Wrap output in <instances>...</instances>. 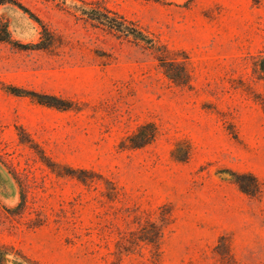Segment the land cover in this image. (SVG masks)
Here are the masks:
<instances>
[{
  "label": "rangeland",
  "instance_id": "rangeland-1",
  "mask_svg": "<svg viewBox=\"0 0 264 264\" xmlns=\"http://www.w3.org/2000/svg\"><path fill=\"white\" fill-rule=\"evenodd\" d=\"M0 22L4 264H264V0Z\"/></svg>",
  "mask_w": 264,
  "mask_h": 264
},
{
  "label": "trees",
  "instance_id": "trees-1",
  "mask_svg": "<svg viewBox=\"0 0 264 264\" xmlns=\"http://www.w3.org/2000/svg\"><path fill=\"white\" fill-rule=\"evenodd\" d=\"M11 1L12 0H0V4L1 3H6V2H11ZM7 40H8V30H7V27L5 26V24H3V23L0 22V42H6ZM152 137H153V133L150 135V138H152ZM148 140L149 139H146L145 142H147ZM149 241H151V240L149 239ZM3 254H4V252L0 248V264H4Z\"/></svg>",
  "mask_w": 264,
  "mask_h": 264
}]
</instances>
